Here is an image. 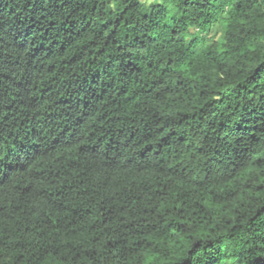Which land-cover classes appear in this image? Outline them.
I'll list each match as a JSON object with an SVG mask.
<instances>
[{
  "label": "trees",
  "instance_id": "16d2710c",
  "mask_svg": "<svg viewBox=\"0 0 264 264\" xmlns=\"http://www.w3.org/2000/svg\"><path fill=\"white\" fill-rule=\"evenodd\" d=\"M0 264H264V0H0Z\"/></svg>",
  "mask_w": 264,
  "mask_h": 264
}]
</instances>
